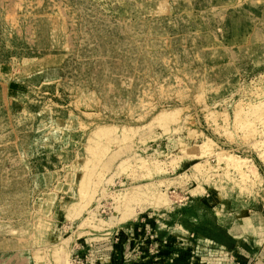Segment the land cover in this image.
Masks as SVG:
<instances>
[{"label": "rangeland", "instance_id": "rangeland-1", "mask_svg": "<svg viewBox=\"0 0 264 264\" xmlns=\"http://www.w3.org/2000/svg\"><path fill=\"white\" fill-rule=\"evenodd\" d=\"M232 209L264 210V0H0V264H211Z\"/></svg>", "mask_w": 264, "mask_h": 264}, {"label": "crops", "instance_id": "crops-1", "mask_svg": "<svg viewBox=\"0 0 264 264\" xmlns=\"http://www.w3.org/2000/svg\"><path fill=\"white\" fill-rule=\"evenodd\" d=\"M225 215L226 240L214 242V248L217 250L212 253L213 256L209 262L211 264H264V210L251 212L232 209L227 210ZM194 260L203 264L200 259Z\"/></svg>", "mask_w": 264, "mask_h": 264}, {"label": "bare ground", "instance_id": "bare-ground-1", "mask_svg": "<svg viewBox=\"0 0 264 264\" xmlns=\"http://www.w3.org/2000/svg\"><path fill=\"white\" fill-rule=\"evenodd\" d=\"M126 197H124V199H125ZM131 206V205H130ZM121 211V210H120ZM131 211V210H130ZM127 212V211H126ZM129 215V214H128ZM125 218V217H124ZM85 232V231H84ZM66 250V249H65ZM56 253V252H55ZM66 253V252H65ZM67 254H68V251H67ZM54 255H56V254H54ZM54 255H53V258H54ZM57 257H58V255H56ZM65 257H67V256H65ZM55 259H56V257H55ZM55 259H53V260H55ZM57 261H58V258H57ZM57 261H54L56 264H58V262ZM65 264H67V263H65Z\"/></svg>", "mask_w": 264, "mask_h": 264}]
</instances>
